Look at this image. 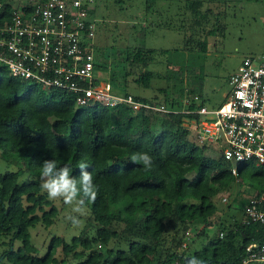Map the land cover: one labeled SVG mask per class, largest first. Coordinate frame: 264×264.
<instances>
[{
    "label": "trees",
    "instance_id": "16d2710c",
    "mask_svg": "<svg viewBox=\"0 0 264 264\" xmlns=\"http://www.w3.org/2000/svg\"><path fill=\"white\" fill-rule=\"evenodd\" d=\"M213 2L187 4L191 14L187 30L204 35L198 41L199 52H205L207 39L225 27L220 24L224 7L217 11L219 7L210 6ZM152 54L145 58L141 50L131 49L126 59L128 65L146 66L154 61L153 57L147 62ZM100 66L95 61L96 72ZM182 70L178 72L184 77ZM130 74L122 81H106L119 94L152 107L164 106L168 112L126 104L76 107L74 94L41 91L39 85L16 78L0 66V147L23 162L18 171L0 173V236L10 238L0 264H188L193 257L205 264H238L246 246L259 238L254 227L242 222L226 226L220 221L213 236L207 230L216 225L215 198L238 180H247L249 192L257 195L264 190V167L239 163L236 177L231 171L234 164L225 159L222 148L215 156L212 146H201L190 138L186 121H200L198 110L207 105L196 89H184L182 77L172 90L161 89L165 103H160L156 97L128 92ZM160 76L145 70L134 80L150 86ZM136 152L149 154L153 166L148 169L133 162ZM45 159L70 167L75 177H79L80 163H86L98 194L90 201L91 216L80 233L71 241L54 236L41 256L31 242L30 229L40 222L51 226L58 215V208L41 189ZM23 175L27 177L21 180ZM249 198L237 192L233 201L246 205ZM199 224L197 239L208 236V242L199 249H193L194 243L184 246L185 234ZM16 241L21 242L17 249Z\"/></svg>",
    "mask_w": 264,
    "mask_h": 264
},
{
    "label": "rangeland",
    "instance_id": "374dc122",
    "mask_svg": "<svg viewBox=\"0 0 264 264\" xmlns=\"http://www.w3.org/2000/svg\"><path fill=\"white\" fill-rule=\"evenodd\" d=\"M191 1L193 0H94L97 21L93 52L95 61L101 64L97 70L98 78L102 81H122L123 76L130 72L126 78L128 92L141 98L156 97L160 103H165V95L161 89L172 90L175 80L182 77L181 70H178L183 67L181 74L184 75L183 87L186 91L196 89L210 109L224 104L232 90L229 79L239 70L243 60L254 58L261 61L264 58V0H225V3L220 4L219 0H215L211 3L212 8L219 7L217 11L224 7L220 24L225 27L220 34L207 39L208 48L205 52L198 51V41L204 40L202 32L187 30L186 20L191 16L187 4ZM183 27H186L185 31ZM191 34L193 44L190 43ZM131 49L141 50L143 57L153 51L147 62H151L153 57L154 61L146 66L128 65L126 52ZM145 70L155 71L161 76L154 79L150 86L136 83L134 78ZM42 90L48 91L41 87ZM190 138L197 141L193 132ZM225 145V141L221 140L208 146L213 147L216 156ZM22 166L23 162L17 159L15 153H6L0 147V173L15 172ZM26 177L27 175H23L21 180ZM248 184L247 180H238L230 190L215 198L218 206L217 220L216 225L207 230L208 236H213L218 231L220 221L226 226L243 221L245 204L234 202L233 199L237 192H242L245 197L252 196L254 193L249 192ZM228 194L231 195L228 196V202L223 203L222 197ZM52 201L58 208L56 222L51 226L40 222L30 229L31 242L38 248L41 256L47 253L54 236L71 241L91 216L90 201L86 202L82 215L72 213L74 205L66 204L62 198ZM69 214L77 215L80 223L73 226L67 219ZM200 228L202 229V224L185 234L184 246L194 243L193 249H199L208 242V236L197 239L195 233H201ZM9 245L10 238L0 236V254ZM20 245L21 242L16 241L15 249ZM58 256H61L60 252Z\"/></svg>",
    "mask_w": 264,
    "mask_h": 264
},
{
    "label": "built area",
    "instance_id": "2783aa9c",
    "mask_svg": "<svg viewBox=\"0 0 264 264\" xmlns=\"http://www.w3.org/2000/svg\"><path fill=\"white\" fill-rule=\"evenodd\" d=\"M93 4L94 0H0V66L44 89L74 94L76 107L126 104L168 112L164 106L123 96L98 78ZM229 83L227 101L217 108L201 107V120L186 121V126L202 144L224 140L223 155L234 164L231 171L237 177L239 163L264 167V58H245ZM228 199L223 196L222 202ZM244 212L242 223L254 227L259 238L246 246L238 264L264 263V190L250 196Z\"/></svg>",
    "mask_w": 264,
    "mask_h": 264
},
{
    "label": "clouds",
    "instance_id": "9594fccd",
    "mask_svg": "<svg viewBox=\"0 0 264 264\" xmlns=\"http://www.w3.org/2000/svg\"><path fill=\"white\" fill-rule=\"evenodd\" d=\"M131 160L148 169L153 166L152 157L145 152L134 153ZM87 168L88 165L81 162L79 177H75L71 175L70 167H58L55 160L45 159L41 164V189L47 193L49 199L62 198L66 204L74 205L72 213L82 215L86 202H94L98 194L93 176ZM67 219L73 226L80 223L77 215L69 214ZM188 264H205V262L193 257L188 261Z\"/></svg>",
    "mask_w": 264,
    "mask_h": 264
}]
</instances>
